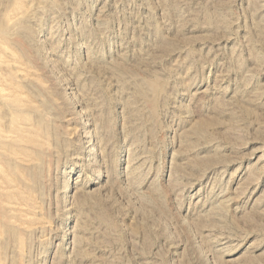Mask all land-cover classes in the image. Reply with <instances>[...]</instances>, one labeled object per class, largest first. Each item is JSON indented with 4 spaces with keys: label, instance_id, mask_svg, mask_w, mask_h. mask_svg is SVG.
<instances>
[{
    "label": "rangeland",
    "instance_id": "rangeland-1",
    "mask_svg": "<svg viewBox=\"0 0 264 264\" xmlns=\"http://www.w3.org/2000/svg\"><path fill=\"white\" fill-rule=\"evenodd\" d=\"M17 1L0 264H264V0Z\"/></svg>",
    "mask_w": 264,
    "mask_h": 264
},
{
    "label": "bare ground",
    "instance_id": "bare-ground-1",
    "mask_svg": "<svg viewBox=\"0 0 264 264\" xmlns=\"http://www.w3.org/2000/svg\"><path fill=\"white\" fill-rule=\"evenodd\" d=\"M17 1V0H16ZM21 1V0H20ZM18 2V1H17ZM23 2V1H22ZM16 3V2H15ZM23 4H25L26 5V3H23ZM15 5V4H14ZM16 5H17V3H16ZM18 7H19V5H18ZM19 9V8H18ZM5 28V27H4ZM3 53V52H2ZM4 54V53H3ZM2 55V54H1ZM0 55V58H2V56ZM8 56V55H7ZM4 61V60H3ZM12 69H14V68H12ZM19 69H21V68H19ZM19 71V70H18ZM17 72V71H16ZM1 77V76H0ZM8 79V78H7ZM10 82V81H9ZM13 83H14V81H13ZM1 84V83H0ZM11 84H12V82H11ZM1 86V85H0ZM7 87V86H6ZM9 87V86H8ZM1 89V88H0ZM3 89V88H2ZM1 89V90H2ZM10 90V89H9ZM12 91V90H11ZM0 92H2V91H0ZM14 92V91H13ZM19 94V93H18ZM7 96V95H6ZM1 98H2V96H1ZM0 98V99H1ZM20 98V97H19ZM23 98V97H22ZM4 99V98H3ZM10 99V98H9ZM23 100H25V99H23ZM4 102V101H3ZM23 102V101H22ZM5 103V102H4ZM8 103V102H7ZM8 104H10V103H8ZM1 105H3V103L1 102ZM5 106V105H4ZM16 108V107H15ZM10 114H12V113H10ZM13 114H15L14 113V111H13ZM18 114V113H17ZM11 116H13V115H11ZM15 116V115H14ZM17 116V115H16ZM23 117V116H22ZM11 118V117H10ZM25 118H26V116H25ZM15 120V119H14ZM16 120H18V117H17V119ZM20 120V119H19ZM9 122V121H8ZM203 122H205V121H203ZM14 123H15V121H14ZM20 123V122H19ZM5 124V123H4ZM11 124V123H10ZM17 124V123H16ZM16 124H14L15 126H16ZM14 125H13V127H14ZM202 125V124H201ZM7 126V125H6ZM5 126V127H6ZM12 126V125H11ZM10 126V127H11ZM19 127V126H18ZM21 127V126H20ZM19 127V128H20ZM17 128V127H16ZM205 128V127H204ZM26 129V128H25ZM14 130V129H13ZM11 131V130H10ZM28 131V130H27ZM202 131V130H201ZM204 131V130H203ZM1 132V131H0ZM22 132V131H21ZM25 132V131H24ZM30 132V131H29ZM10 133V132H9ZM5 134V133H4ZM14 134H15V132H14ZM24 134V133H23ZM29 134V133H28ZM34 134V133H33ZM9 135V134H8ZM12 135V134H11ZM0 136H1V134H0ZM8 137V136H7ZM22 138H23V136H22ZM25 138V137H24ZM31 138V137H30ZM9 139V137L6 139V141ZM32 139H34V138H32ZM31 139V140H32ZM3 141V140H2ZM29 141V140H28ZM1 142V141H0ZM4 142V141H3ZM9 144V143H8ZM2 145V144H1ZM14 145V144H13ZM94 151V150H93ZM11 152V151H10ZM1 156V155H0ZM3 157V156H2ZM12 157V156H11ZM14 158V157H13ZM11 159V158H10ZM15 160V159H14ZM13 164V163H12ZM85 165V164H84ZM0 169H1V166H0ZM2 170V169H1ZM4 248V247H3Z\"/></svg>",
    "mask_w": 264,
    "mask_h": 264
}]
</instances>
